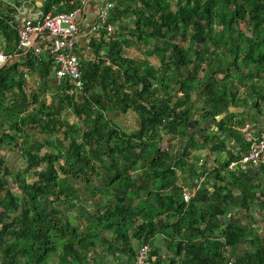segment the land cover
Returning <instances> with one entry per match:
<instances>
[{
    "label": "trees",
    "instance_id": "1",
    "mask_svg": "<svg viewBox=\"0 0 264 264\" xmlns=\"http://www.w3.org/2000/svg\"><path fill=\"white\" fill-rule=\"evenodd\" d=\"M59 1L48 0L42 14ZM113 1V34L97 44L95 60L83 62V88L59 82L62 96L56 92L55 100L46 96L59 87L51 57L23 54L13 17L0 9V49L13 56L0 68V150L17 148L26 159L13 190L0 153V264H108L111 256L127 264L134 240L150 245L151 264H264L258 227L228 216L264 210V164L238 174L228 169L251 143L242 129L263 121L264 82L250 80L264 72V0ZM119 25L129 27L131 38L116 31ZM134 41L159 66L126 56L124 47ZM21 67L42 81L41 95L25 92ZM230 105L257 112H231L214 123L217 130L203 126ZM64 107L83 126L60 119ZM131 109L140 117L132 132L106 116ZM165 133L182 138L178 153L160 148ZM45 145L51 150L43 152ZM207 145L226 156L198 172L191 150ZM186 171L185 180L206 173L204 185L212 177L213 190L200 188L185 202L177 180ZM93 173L99 185L84 199L72 181L88 184Z\"/></svg>",
    "mask_w": 264,
    "mask_h": 264
},
{
    "label": "built area",
    "instance_id": "2",
    "mask_svg": "<svg viewBox=\"0 0 264 264\" xmlns=\"http://www.w3.org/2000/svg\"><path fill=\"white\" fill-rule=\"evenodd\" d=\"M77 6L69 11L49 10L37 17H28L23 20L13 18V23L18 31L17 48L24 53L31 52L33 57L41 61L44 55H49L52 60V71L57 81L72 86L73 91L79 92L83 82V60L76 47L80 42V25L78 15L82 11ZM113 0H105L96 8L97 19L91 25L90 31L100 32L104 30L106 39L113 34L114 24L110 21ZM12 54L0 49V68L12 60ZM28 76V75H26ZM264 164V130L259 136L252 137L249 148L241 153L238 159L232 160L228 169L237 173L246 171L249 167H258ZM206 173H200L190 180V185L183 186V200H189L195 196L203 182ZM150 245L141 244L133 258L127 264H151Z\"/></svg>",
    "mask_w": 264,
    "mask_h": 264
},
{
    "label": "rangeland",
    "instance_id": "3",
    "mask_svg": "<svg viewBox=\"0 0 264 264\" xmlns=\"http://www.w3.org/2000/svg\"><path fill=\"white\" fill-rule=\"evenodd\" d=\"M135 6H137L139 3L135 2L134 3ZM129 24H132V21L129 22ZM132 26V25H131ZM241 26L245 29V25L244 23L242 22L241 23ZM116 31L117 32H122L126 34V36H128V38H131V35L129 33V27H120L119 26H116ZM117 35V34H116ZM144 49L145 47L144 46H140L138 44L134 42L131 43V45H127L124 47V54L130 58H133V59H136V60H140V59H144V58H148V60L156 65V66H159V61L158 59L155 57V56H146L144 54ZM222 75H218V77H221ZM32 81H34V86H31L30 88L33 90V92H36L38 93L39 95L42 94V81L40 82L38 79H34L33 80H30V82L32 83ZM250 81H255V83H258V84H262V82H264V72L261 73L260 76L253 78L251 79ZM64 84L63 83H59V87L55 90H53L52 88V91L50 92L48 90V92L53 96V93H56L59 94V97L62 96V88ZM248 88V87H247ZM247 88H241V96L242 97H246L247 95ZM44 96V95H43ZM47 96V95H46ZM194 98H197L196 96H194ZM200 101V100H199ZM248 104H251L253 106V101H251V99H248ZM196 102V105L197 107H201V103L198 102L197 100H195ZM39 106V105H37ZM230 106H234V105H230ZM235 107V106H234ZM236 109L238 110H246L247 106L245 107H241V109L239 107H235ZM236 110V111H238ZM247 110H249L251 113H254L256 114V109H251L250 107L247 108ZM198 111L196 110L195 113H197ZM263 114H264V107H263ZM106 116L112 118L119 126L122 130H125L127 132H132L134 130H136L138 127H139V115L137 114V112H135V110H129L127 113L123 114V113H120V112H117V111H114V112H110V113H106ZM261 116V115H260ZM263 117V121H262V124L259 126L257 124V122L253 123L251 121H248L247 125L245 126V128L242 129V131L244 132V136L245 138H250V137H254L256 136L255 133L257 132L258 129H263L264 130V115L262 116ZM60 119L62 120H67L69 121L70 123H74L78 126L82 125V122L80 119H78L72 112L71 109H68V108H63L62 112L60 113ZM83 126V125H82ZM204 127L206 128H209V129H214L216 130V126L214 124V121H208L206 124L203 125ZM203 128V127H201ZM61 130L58 131L59 134H61ZM29 133H34L32 136L35 137V139H37L38 141H43V137H44V134L43 133H40L38 132L37 130L35 131H31V129L29 130ZM47 137H50V135H48ZM196 138L199 140L200 137L199 135L196 136ZM230 144H233V141H229ZM181 144H182V138H177V137H173L171 134H168V133H165L163 135V139L160 143V148L161 149H166V150H169V151H173V152H176L178 153L180 151V148H181ZM46 150H51L50 146L48 145H45L42 147V151L45 152ZM0 153L4 155L5 157V160L7 162V165L10 167L11 171H12V175L9 177V184H10V187L13 189V190H17V183L15 181V178H14V175L15 173H17L19 170L25 168V158L21 155V152L20 150H18L17 148H3L2 150H0ZM191 156L189 158L190 162H194V163H197V166H198V172H202L203 168L204 167H201L200 165L201 164H205V168L206 170H211L213 168H215L216 166L219 165V161L222 160L225 156H226V153L225 151H220V152H214L210 149V145H207L205 147H202V148H198V149H195V150H191ZM199 155L200 156V159L197 160L195 158V155ZM61 162V161H60ZM95 164H98V163H95ZM55 166H58V163L55 164ZM39 170H42L44 169V165L39 167L38 168ZM101 173H103V168L100 169ZM234 172V170H233ZM185 173V174H184ZM227 173V172H225ZM224 173V174H225ZM235 173H237L235 171ZM136 172H133L132 175H135ZM179 176H178V180H177V183L184 186V188H187L186 185H190V176L188 177L187 180H185V178L187 177L188 175V171L186 172H179ZM238 174V173H237ZM99 176L98 174L96 173H93L91 176H90V181L87 182L86 181H82V180H76V181H72L74 183V185H76L77 188L79 189H82V191L85 193V196H84V199L86 197V195L90 194L89 193V190L91 187H95L97 185H99ZM27 179L29 182H32L36 176H33L32 175V172H29L28 175H27ZM263 177V178H262ZM262 186L264 187V176H262ZM212 184H213V179L212 177H210L208 179V181L205 182V185L202 184L201 185V189L203 188H209V191H212L213 188H212ZM199 191V190H198ZM88 198V197H87ZM92 203V201H90ZM89 201H85V203H88V205L90 204ZM93 204V203H92ZM89 209H92L91 207H89ZM72 214L74 215H77L75 210L71 211ZM228 216H232L233 218L235 219H241L243 224H245L246 226H257L258 229H259V233L264 237V210H261L259 209L258 207H255L253 208L251 211H246V210H239V209H235L234 211H229L228 213ZM75 223H77V220L75 221ZM80 226L82 228H84L87 224H88V220H87V217L85 216H82L81 217V220L79 222ZM100 241L98 240V243ZM135 243V240L133 242V244ZM101 244V243H99ZM102 245V244H101ZM139 243L135 244V248H138L139 247ZM100 246V245H99ZM242 248V247H240ZM105 260H108V264H122V262L120 261V259L118 258H115V257H107V259ZM56 262V260H54ZM52 264V263H51Z\"/></svg>",
    "mask_w": 264,
    "mask_h": 264
},
{
    "label": "crops",
    "instance_id": "4",
    "mask_svg": "<svg viewBox=\"0 0 264 264\" xmlns=\"http://www.w3.org/2000/svg\"><path fill=\"white\" fill-rule=\"evenodd\" d=\"M82 1L83 0H60L58 3L52 4L50 10L69 11L77 6H81ZM102 1L105 0H85L82 3V11L78 15V22L80 25V42L76 47V51L82 57L83 62H87L89 59L95 60V49L97 48V44L102 40L108 41L105 36H103L104 31L101 30L100 32H94L89 30L91 25L97 19L96 8ZM47 2L48 0H0V9L9 13L13 18L23 20L28 17L35 18L37 16H41ZM100 48L102 50L101 54L104 53L106 46L103 45ZM21 71L24 72L26 78L24 90L26 93H29L33 91L30 87L34 86V81L31 83L30 80H33V78L35 80H39V78L31 74L25 67H21ZM46 95L48 99H52L49 92H47ZM53 98L54 100L57 99L56 93H53ZM135 244L136 243L133 244L134 248ZM131 258H133V256Z\"/></svg>",
    "mask_w": 264,
    "mask_h": 264
},
{
    "label": "water",
    "instance_id": "5",
    "mask_svg": "<svg viewBox=\"0 0 264 264\" xmlns=\"http://www.w3.org/2000/svg\"><path fill=\"white\" fill-rule=\"evenodd\" d=\"M53 76H54V75H53ZM240 109H241V108H240ZM236 110H238V109H236L234 106H230L229 109H228L227 111L222 112V113L216 115L215 119H212V120H210V121H214V123H215L216 121H220V120L223 119L227 114H229V113H231V112H235ZM238 111H242V110H238ZM217 129H218V127L216 126V130H217Z\"/></svg>",
    "mask_w": 264,
    "mask_h": 264
}]
</instances>
